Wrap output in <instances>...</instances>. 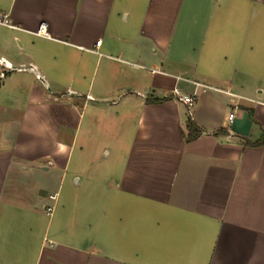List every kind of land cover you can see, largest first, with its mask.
Wrapping results in <instances>:
<instances>
[{"label":"crops","instance_id":"0c3cea01","mask_svg":"<svg viewBox=\"0 0 264 264\" xmlns=\"http://www.w3.org/2000/svg\"><path fill=\"white\" fill-rule=\"evenodd\" d=\"M0 9V264H264V0Z\"/></svg>","mask_w":264,"mask_h":264},{"label":"built area","instance_id":"2783aa9c","mask_svg":"<svg viewBox=\"0 0 264 264\" xmlns=\"http://www.w3.org/2000/svg\"><path fill=\"white\" fill-rule=\"evenodd\" d=\"M0 26H6V27H10V28H16V26L13 24L11 18H10V14L8 12H5L3 10L0 9ZM38 34L41 35H47V28L46 25L44 23H42L37 31ZM101 42H97L96 44L99 45ZM0 63L1 65H3V67L5 68V70H2L0 73V78H4L6 75V71L11 70L12 69V65L9 63H6L5 61H2V58H0ZM174 93L176 95L179 96V99H181L187 106L188 109L191 111V106L194 104V102L196 101V94H182L180 92V90L178 88L174 89ZM234 117V114L231 113L229 115V120L231 121ZM51 199H55V196H50ZM54 207L53 206H48L46 208V212L48 215H51L53 213Z\"/></svg>","mask_w":264,"mask_h":264},{"label":"trees","instance_id":"16d2710c","mask_svg":"<svg viewBox=\"0 0 264 264\" xmlns=\"http://www.w3.org/2000/svg\"><path fill=\"white\" fill-rule=\"evenodd\" d=\"M202 132V129L197 126V124L192 120L191 117L188 119V133H187V140L191 141L196 139ZM244 143L246 145L251 146H263L264 147V137L261 140L251 142L250 140H245Z\"/></svg>","mask_w":264,"mask_h":264}]
</instances>
